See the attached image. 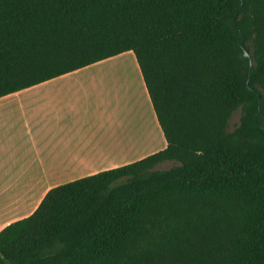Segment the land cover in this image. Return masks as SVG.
Wrapping results in <instances>:
<instances>
[{
	"label": "trees",
	"instance_id": "obj_1",
	"mask_svg": "<svg viewBox=\"0 0 264 264\" xmlns=\"http://www.w3.org/2000/svg\"><path fill=\"white\" fill-rule=\"evenodd\" d=\"M126 51L167 147L50 189L0 264H264V0H0V97Z\"/></svg>",
	"mask_w": 264,
	"mask_h": 264
},
{
	"label": "crops",
	"instance_id": "obj_2",
	"mask_svg": "<svg viewBox=\"0 0 264 264\" xmlns=\"http://www.w3.org/2000/svg\"><path fill=\"white\" fill-rule=\"evenodd\" d=\"M166 147L133 51L0 97V231L50 189Z\"/></svg>",
	"mask_w": 264,
	"mask_h": 264
},
{
	"label": "rangeland",
	"instance_id": "obj_3",
	"mask_svg": "<svg viewBox=\"0 0 264 264\" xmlns=\"http://www.w3.org/2000/svg\"><path fill=\"white\" fill-rule=\"evenodd\" d=\"M112 70H116V69H112ZM239 119H240V111H237L234 114L233 119L231 121L232 128L235 124H237L239 122ZM177 164H179V162H177V161H167V162L160 164L159 168H170V167L177 165Z\"/></svg>",
	"mask_w": 264,
	"mask_h": 264
},
{
	"label": "water",
	"instance_id": "obj_4",
	"mask_svg": "<svg viewBox=\"0 0 264 264\" xmlns=\"http://www.w3.org/2000/svg\"><path fill=\"white\" fill-rule=\"evenodd\" d=\"M246 55L248 56L249 54H248V53H246Z\"/></svg>",
	"mask_w": 264,
	"mask_h": 264
}]
</instances>
